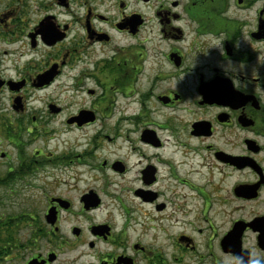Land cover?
Listing matches in <instances>:
<instances>
[{
	"label": "flooded vegetation",
	"instance_id": "obj_1",
	"mask_svg": "<svg viewBox=\"0 0 264 264\" xmlns=\"http://www.w3.org/2000/svg\"><path fill=\"white\" fill-rule=\"evenodd\" d=\"M75 2L84 15L72 10ZM115 2L121 13L113 19L91 0H54L71 22L47 6L27 30L26 49H0V93L10 91L13 111L2 121L0 105V157H9L3 141L17 150V165L0 176V188L27 193L38 178L34 166L43 155L31 145L46 134L47 118L68 115L77 131L114 133L121 127L112 124L115 114L134 128L144 124L145 146L161 149L155 128L169 130L185 154L202 160L206 185L192 187L202 207L194 215L188 201L174 202L161 217L167 210L161 202L147 220L134 207L114 206L121 200L105 169L119 176L128 167L92 164L88 151L89 162L79 164L89 173L59 168L43 176L69 196L45 190L38 211L26 207L3 217L0 209V264H264V0H139L148 13ZM48 16L64 34L51 45L33 37ZM73 22H84L86 42L72 34ZM109 28L135 43L105 49L113 41ZM8 54L27 60L8 67L1 62ZM46 102L42 111L34 107ZM155 116L164 124L148 121ZM160 162L142 169L146 186L158 180ZM135 195L148 203L159 197L152 189Z\"/></svg>",
	"mask_w": 264,
	"mask_h": 264
},
{
	"label": "rangeland",
	"instance_id": "obj_2",
	"mask_svg": "<svg viewBox=\"0 0 264 264\" xmlns=\"http://www.w3.org/2000/svg\"><path fill=\"white\" fill-rule=\"evenodd\" d=\"M119 1L129 4V11L141 10L144 13H148V10H145V8L139 3V0ZM26 2L24 3L25 6L20 8L14 14H10L14 10V1L12 3L11 0H0V18L3 20L0 22V49H7L9 51L26 49L25 36L27 30L37 24L38 21L45 16L47 6L48 10L52 8L51 13L53 15L57 14L56 16H58L59 21L71 22L68 14L64 13L62 8L58 5L54 4V0H27ZM81 4L82 2H75L72 5V10H78V7ZM90 4L94 6L95 9H98L103 15L109 16L113 19L118 17V14L121 13L115 0H91ZM79 11L84 15L85 8L82 7L81 9V7H79ZM19 13L25 15L21 19V24L17 23ZM148 18L151 20V17L148 16ZM83 24L84 22H73L71 24V29L74 36L79 35L82 40L86 42V29ZM105 27L107 26H101V28ZM110 29L112 28H109V31L113 35V41L110 45L104 46L105 49H113L114 47L122 49L129 44L135 43V40H127L125 35L123 36ZM147 29L148 31H151L152 29L158 30L156 26L152 28L148 27ZM209 45L211 49L216 44L210 40ZM39 49L46 48L39 47ZM26 60L27 59L24 60V58L19 57L18 54L11 56L8 54L7 56L2 57L1 62H7L6 65L9 67L11 62H22ZM11 98L8 89L1 91L0 105L2 121L4 119L7 120L8 115L13 113L11 109ZM47 103L48 102L43 105L38 104L34 107H38L37 109L42 111L45 109ZM86 103L88 104V101H86ZM121 107L124 108L123 105H121ZM72 110H75V108H72ZM70 112L71 110L68 111V113ZM163 118L164 117L155 116L148 119V121L164 124L163 122H165V119ZM67 119L68 115L47 118L46 120L48 123L45 128L46 134H43L42 137L32 143L31 152L34 153L36 150H40L43 157L38 158L39 160L42 159L41 163L34 166L38 178L35 177L33 182L29 184L26 191L27 193L12 194L7 188L4 189V185L0 188V209L3 217L10 212L20 211L26 207H34L35 211H38L35 207L40 209L47 202V198L44 195L45 190H48L49 194L60 193L64 196H69V194L65 193V188L57 189L56 185H51L53 180H45L43 176L46 172L48 175L60 173L61 171L59 168H63L62 172L68 175L89 173V166L79 164L89 162L85 156V153L88 151H92V155L94 156V160H90L92 164L100 165L103 160L108 161V164L121 161L128 167L127 174L119 176L114 175L111 170L105 169V172L108 174L107 179L113 184L111 188L113 191L112 194L121 200H115L114 202L111 201L114 206L124 204L134 207V210H137L140 215L142 214L143 217L146 215L147 220L149 219L155 205L161 202L167 204V210L162 212V214L160 213L156 215L161 217L170 214L174 202L185 203L188 201L187 207H191V210L194 211V215H196L200 207H202V201L199 200L196 193L192 192L193 186L194 188L197 186L203 188L206 185L207 178L205 175L206 172L204 168H202V160L200 158H191L190 154H185L181 145L176 144L173 140L171 131L155 128L157 135L163 142V146L161 149H151L140 141L141 127L144 124L134 128L133 124L128 123L121 116L114 114L112 116V124H119L121 127L114 133L110 131L95 133L88 130L77 131L70 128L66 123ZM162 119L163 121H161ZM184 119H187V117L184 116ZM147 133L148 131L145 132V135H147ZM184 135L186 138V134ZM2 136H5L4 132H2ZM105 136L112 137V141L109 142ZM93 138L95 141H92ZM1 150L9 152L8 158L0 157V176L4 177L8 168L17 165V150L7 146L4 141L1 145ZM148 150H153L155 153L157 152V154L152 156ZM168 158L170 159V161H168L171 164L170 167L164 166L159 172H157L158 180L156 183L150 187L146 186L141 178L142 169L148 164H154L158 160L165 162V159ZM182 162L185 164L183 165ZM92 173L101 172L92 171ZM68 179L69 177L66 178V180ZM72 180L73 181H71L70 184L74 185L75 180ZM184 180L186 182H183ZM46 182H50V185H46ZM97 184L100 183L98 182ZM80 187L85 189L87 183L80 182ZM140 189H152L159 194V197L151 203L143 202L135 195V191ZM184 195L187 196V198L185 201H182V196ZM90 196H92V194ZM182 215H185L184 212H182Z\"/></svg>",
	"mask_w": 264,
	"mask_h": 264
},
{
	"label": "water",
	"instance_id": "obj_3",
	"mask_svg": "<svg viewBox=\"0 0 264 264\" xmlns=\"http://www.w3.org/2000/svg\"><path fill=\"white\" fill-rule=\"evenodd\" d=\"M52 17L48 16L42 20L39 25V29L36 30V33L33 34V37H36L38 34L41 35L43 42L46 44H54L55 42L64 38V34H61L55 24L52 22ZM3 85L2 83L0 86ZM11 86V82L8 83Z\"/></svg>",
	"mask_w": 264,
	"mask_h": 264
},
{
	"label": "trees",
	"instance_id": "obj_4",
	"mask_svg": "<svg viewBox=\"0 0 264 264\" xmlns=\"http://www.w3.org/2000/svg\"><path fill=\"white\" fill-rule=\"evenodd\" d=\"M12 1V3H13V1H14V4H15V6L13 7V9L15 10H13L14 12H16V11H18L20 8H22L23 6H25L24 5V3L27 1V0H11ZM27 3V2H26ZM25 15H21L20 13H19V16H18V18H17V23L18 24H21V22H22V18L24 17ZM20 26V25H19Z\"/></svg>",
	"mask_w": 264,
	"mask_h": 264
},
{
	"label": "bare ground",
	"instance_id": "obj_5",
	"mask_svg": "<svg viewBox=\"0 0 264 264\" xmlns=\"http://www.w3.org/2000/svg\"><path fill=\"white\" fill-rule=\"evenodd\" d=\"M151 149H152V148H151ZM148 152H149L152 156L157 154V152L155 153L153 150H151V151L148 150ZM168 161H170V160L165 159V162H160V163L158 164L159 167H160V168H163L164 166H168V167H170V163H168Z\"/></svg>",
	"mask_w": 264,
	"mask_h": 264
}]
</instances>
